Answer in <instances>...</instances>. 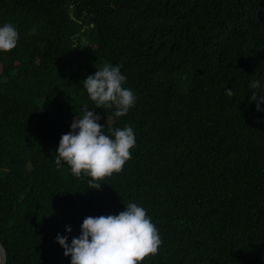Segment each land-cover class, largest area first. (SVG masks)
<instances>
[{
  "label": "trees",
  "instance_id": "16d2710c",
  "mask_svg": "<svg viewBox=\"0 0 264 264\" xmlns=\"http://www.w3.org/2000/svg\"><path fill=\"white\" fill-rule=\"evenodd\" d=\"M6 22L19 39L0 52L5 264H71L57 235L70 244L86 217L128 203L162 240L141 264H264V102L251 101L264 95V0H0ZM106 64L136 96L122 117L83 87ZM85 106L105 134L135 133L99 190L55 164Z\"/></svg>",
  "mask_w": 264,
  "mask_h": 264
},
{
  "label": "clouds",
  "instance_id": "9594fccd",
  "mask_svg": "<svg viewBox=\"0 0 264 264\" xmlns=\"http://www.w3.org/2000/svg\"><path fill=\"white\" fill-rule=\"evenodd\" d=\"M18 39L19 33L12 23L0 26V52L12 51ZM126 79L120 66L106 64L94 75H89L83 87L96 107L114 106V115L122 117L136 102L133 91L123 87ZM250 87L258 90L261 85L255 80ZM226 94L229 97L234 95L231 89ZM251 101L256 102L260 111L264 95L258 97L254 91ZM83 111L82 118L77 116L74 119L71 131L62 135L55 164L60 167L61 161L66 162L75 177H90V188L99 190L102 184L99 181L120 173L132 158L135 133L131 126L126 125L123 129L110 128L111 136L105 134L104 126L98 123L100 117L89 111L87 106ZM66 231L70 233L71 227L67 226ZM56 241L64 249V255L71 257V264H141L146 257L158 254L162 243L146 210L136 203H128L126 210L118 215L86 217L79 237L72 238L69 244L67 236L58 234ZM0 264H5L2 256Z\"/></svg>",
  "mask_w": 264,
  "mask_h": 264
},
{
  "label": "water",
  "instance_id": "95a60500",
  "mask_svg": "<svg viewBox=\"0 0 264 264\" xmlns=\"http://www.w3.org/2000/svg\"><path fill=\"white\" fill-rule=\"evenodd\" d=\"M0 256L4 257L6 259V251H5V248L1 242H0Z\"/></svg>",
  "mask_w": 264,
  "mask_h": 264
},
{
  "label": "rangeland",
  "instance_id": "374dc122",
  "mask_svg": "<svg viewBox=\"0 0 264 264\" xmlns=\"http://www.w3.org/2000/svg\"><path fill=\"white\" fill-rule=\"evenodd\" d=\"M108 121H110V120L108 119Z\"/></svg>",
  "mask_w": 264,
  "mask_h": 264
}]
</instances>
